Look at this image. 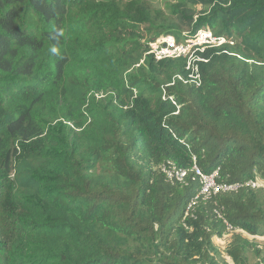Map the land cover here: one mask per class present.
Masks as SVG:
<instances>
[{"label":"trees","instance_id":"1","mask_svg":"<svg viewBox=\"0 0 264 264\" xmlns=\"http://www.w3.org/2000/svg\"><path fill=\"white\" fill-rule=\"evenodd\" d=\"M168 8L0 0V264H230L229 232L231 264H264V0ZM182 24L238 41L197 53L199 86L184 57L141 63ZM193 155L239 187L163 172Z\"/></svg>","mask_w":264,"mask_h":264},{"label":"built area","instance_id":"2","mask_svg":"<svg viewBox=\"0 0 264 264\" xmlns=\"http://www.w3.org/2000/svg\"><path fill=\"white\" fill-rule=\"evenodd\" d=\"M228 42V39L224 36H216L209 30H201L195 37V39H191L192 44L189 48V44H179L176 39L170 35L164 36L154 42L150 43L149 53L154 54L156 59L160 60L165 57H178L181 55H189L192 50V47L199 50H205L209 47L221 46ZM233 43V41H230ZM189 49V50H188ZM192 56V55H191ZM200 84V82H198ZM194 163L190 169H185L183 167H179L175 162L168 161L166 164L162 165L163 172L166 173L167 177L171 180H178L180 182H184L187 173L190 171L194 173L195 177L200 179L202 183V190L199 196L204 195L205 197L210 196L212 193H216L219 190H228V189H236L239 185H233L228 187L226 185L217 184L216 180L220 175V168L215 170L212 173H206L198 164V160L196 156H193ZM254 182V181H253ZM247 185L255 186L256 183H247ZM198 198V196H196ZM196 203L195 201L192 204ZM191 207V205H190Z\"/></svg>","mask_w":264,"mask_h":264},{"label":"rangeland","instance_id":"3","mask_svg":"<svg viewBox=\"0 0 264 264\" xmlns=\"http://www.w3.org/2000/svg\"><path fill=\"white\" fill-rule=\"evenodd\" d=\"M144 1L148 2L153 7V10L155 12L162 11L163 12L162 13L163 15H170L171 12H170V10L168 8V3H170V2L175 3V0H144ZM190 30L191 29H190V27L188 25L182 24V31L183 32L181 34V39L180 40H181L182 43L189 44L188 45L189 48L191 47L190 44H192V43H190L191 42L190 39H192V37L194 36V35H192L190 33ZM234 40L236 42H238L236 38H234ZM182 140L184 142V139H182ZM249 182L250 183H255V182H253L251 180ZM256 238H257L256 241H257L259 247H264V235H258ZM231 239H232V236H231V233L230 232L224 234L222 237H217L216 236L213 239L215 241L217 247L220 250L221 257L224 258V259H226L230 264H231V261H230L229 256L227 255L226 250H227V247H228ZM256 261H258V259H253L252 258V263H255Z\"/></svg>","mask_w":264,"mask_h":264},{"label":"clouds","instance_id":"4","mask_svg":"<svg viewBox=\"0 0 264 264\" xmlns=\"http://www.w3.org/2000/svg\"><path fill=\"white\" fill-rule=\"evenodd\" d=\"M205 28H206V27H204V28L200 29L199 31H197V33L194 34V36L192 37V39L194 40L195 37H196V35H197L201 30H209V31H211L213 34H215L211 28H209V27H207L206 29H205ZM168 35L174 37V38L176 39L177 43L186 45L185 43H182L181 40L178 41V39L176 38V36H174V35H172V34H163V35H161L160 37L156 38L155 40L149 42V48H148V51L145 53V56H144L143 59L141 60V63H144V60H145L146 55H153V57L156 59V57L154 56V54L149 53L150 43H151V42H154V41H156V40H158V39H160V38H162V37H164V36H168ZM215 35H216V34H215ZM216 36H219V35H216ZM222 36H224V35H222ZM224 37H226V38L228 39V42L225 43V44H228V43L231 44V45H234V44H235V42H236L235 40L229 39L227 36H224ZM190 41H191V39H190ZM230 41H233V43H230ZM225 44H223V45H225ZM223 45H221V46H223ZM216 47H220V46H216ZM209 48H212V47H209ZM206 49H207V48H206ZM206 49H205V50H206ZM205 50H203V51H205ZM199 51H202V50L195 49V47H192V50H191V52L189 53V55H186V56L181 55V56H178V57H165V58H179V57H184V58H186V59H187V69L189 70L188 79H185L186 77H184V76H182V75H179V76H177V77H178L179 79H181V80H184L186 83H192V82H195L198 86L200 85V84H198V82L201 83V81H200V74L198 73V67H197L198 60H200V57H199V55L197 54ZM232 54H236V53H232ZM191 55H192V56H191ZM238 56H240V55H238ZM165 58H163V59H165ZM160 60H162V59H160ZM156 61H159V60L156 59ZM194 78H195V79H194ZM171 84H174V83H171ZM171 84H169V85H171ZM163 95H164V97H163L164 99L169 98L174 104L177 105V101H176V99H175V96H173V95H169V96H168L167 93H166V91L164 92ZM178 107L180 108V105H178ZM178 112H179V111H177V113H178ZM181 142H183L182 139H181ZM183 143H185V139H184V142H183ZM193 156H196V155H193ZM196 157H197V156H196ZM197 160H198V157H197ZM193 162H194V160H193ZM198 164H199V162H198ZM199 166H200V165H199ZM218 168H220V167H217V168L214 169L212 172H214V171L217 170ZM212 172H210V173H212ZM206 173H208V172H206Z\"/></svg>","mask_w":264,"mask_h":264}]
</instances>
